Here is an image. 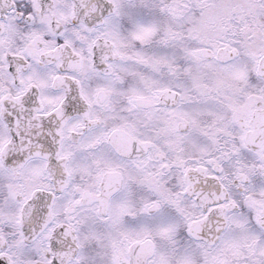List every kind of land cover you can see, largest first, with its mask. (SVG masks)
Returning <instances> with one entry per match:
<instances>
[{"label": "snow or ice", "instance_id": "6c2138e0", "mask_svg": "<svg viewBox=\"0 0 264 264\" xmlns=\"http://www.w3.org/2000/svg\"><path fill=\"white\" fill-rule=\"evenodd\" d=\"M0 264H264V0H0Z\"/></svg>", "mask_w": 264, "mask_h": 264}]
</instances>
